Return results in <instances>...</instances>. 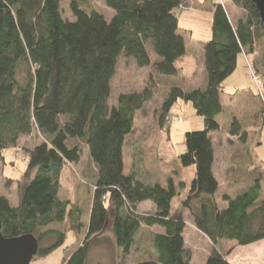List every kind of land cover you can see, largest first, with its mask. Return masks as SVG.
Masks as SVG:
<instances>
[{
  "label": "trees",
  "instance_id": "obj_1",
  "mask_svg": "<svg viewBox=\"0 0 264 264\" xmlns=\"http://www.w3.org/2000/svg\"><path fill=\"white\" fill-rule=\"evenodd\" d=\"M104 1L114 11L112 18L81 0H69L74 16L70 21L63 17L61 0H0V151L17 148L34 130L42 138L28 151L19 206L0 197L2 234L33 235L39 243L36 258L62 246L68 226L80 237L61 264H86L92 239L106 229L112 216L120 264L138 252L142 231L153 227L163 232L152 235L153 252L147 251L139 264H191L184 238L186 220L172 208L180 189L172 179L167 186L147 183L125 165L136 116L155 96L154 76L180 75L178 63L188 49L176 10L185 0ZM228 1L245 14L234 25L227 9L212 2V35L203 44L207 87L186 90L172 85L159 115L164 128L173 106L182 100L192 103L204 119L203 130L186 133V151L179 162L184 168L195 167L180 206L212 244L206 264H230L228 257L236 248L264 240V173L244 174L249 177L246 182L253 178L249 185L235 197L224 194L225 207L217 201L220 184L214 175L212 134L222 129L217 116L224 111L223 84L236 71L239 57L252 56L264 43V23L255 3ZM262 49L264 57V45ZM121 57L150 69L149 85L141 92L120 94L111 107ZM255 68L260 73L257 64ZM231 126L229 133L247 143L249 132L239 130L238 120ZM85 148L95 168L79 180L81 201L61 200L64 168L78 164ZM83 194L88 197L85 202ZM148 201L156 211L139 214V205ZM49 239L52 242L43 245ZM223 242L231 246L221 249Z\"/></svg>",
  "mask_w": 264,
  "mask_h": 264
},
{
  "label": "rangeland",
  "instance_id": "obj_2",
  "mask_svg": "<svg viewBox=\"0 0 264 264\" xmlns=\"http://www.w3.org/2000/svg\"><path fill=\"white\" fill-rule=\"evenodd\" d=\"M81 1L88 7H95L99 13L108 19L114 15V11L107 7L104 0ZM213 1L220 2L227 9L234 25L237 18L243 17L245 14L243 10L236 8L228 0H185L183 6L176 10L179 19V33L186 40L189 53L185 56L187 65L183 66L185 73H181L174 80L171 78V81L154 76V79H156L155 96L136 116V127L138 129L140 127L145 129L146 127L142 134L150 138L145 146L147 174L155 176V179L156 177L162 179L164 182L157 183L164 186H167L170 179L174 180L181 192V195L176 197L172 204L173 211H177L178 215L179 208H182L180 206L181 201L187 195L195 176V167L184 168L179 162V157L186 151V133L203 130L205 126L204 119L196 114L192 103L182 100H179L173 106L164 128L159 126V115L163 96L172 85L180 84L186 90H195L191 86L194 82V86L197 88L205 87L206 76L201 61L203 58V44L212 35L213 18L209 8ZM61 12L65 19L74 20L69 0H61ZM263 45V42L258 44L252 56L245 54L240 56L236 71L224 82V93L222 94L224 111L217 116V122L222 129L212 134L216 156L214 175L219 181V190L220 192L225 191L234 197L243 191L253 179H249L247 182L244 181L249 178L244 174L249 175L251 170L255 172L254 176L258 175L257 170L264 173ZM148 48L152 57L156 58L152 46L149 45ZM256 64L260 73L256 71ZM150 74V69L138 68L133 60L121 57L117 75L112 83L113 90L109 105L111 107L115 106L117 97L120 94L143 91L149 85ZM259 80L262 81L261 85L258 83ZM235 119L240 123V131L249 132L245 144L238 137H233L229 133L230 128H232L231 124ZM41 141L40 134L37 130H34L30 136L21 138L17 148L0 151V197H6L12 207L19 206L21 201L23 183H26L25 173L30 162L28 151ZM249 162L253 163L254 166L250 168ZM94 168L89 149L85 148L78 164H70L64 168L59 195L62 198L71 199L66 201L78 203L80 195L74 194L76 178L80 180L83 174L93 172ZM182 182L187 183L185 188H180L179 183ZM237 182L239 184H236ZM262 186L264 195V176ZM83 196L82 201L85 202L88 197L84 194ZM183 218L192 221L187 212ZM113 224L114 218L111 216L106 228L111 227L112 230ZM67 229L68 226L65 227L66 241L62 246L48 255L34 258L31 264H61L68 255L67 247L70 249L80 237ZM190 229L194 230L192 227H189ZM155 230L156 232L159 231L158 229ZM155 230L142 231L139 238L142 242L139 245L138 252H136L139 253L137 258L139 257L140 261L146 258L147 251L153 252L152 235L155 234ZM51 242L52 240L49 239L43 245L46 246ZM208 248L212 250V246L202 234L196 231L195 235L187 231V250L192 255V264H206L205 251ZM220 248L223 249L222 244ZM112 258L113 256L109 255V259ZM91 260L92 258L89 259L88 264H94ZM104 262L111 264V260H104ZM126 264H129V262Z\"/></svg>",
  "mask_w": 264,
  "mask_h": 264
},
{
  "label": "crops",
  "instance_id": "obj_3",
  "mask_svg": "<svg viewBox=\"0 0 264 264\" xmlns=\"http://www.w3.org/2000/svg\"><path fill=\"white\" fill-rule=\"evenodd\" d=\"M187 54H189V53H187ZM202 54H203V52H202ZM201 58H202V55H201ZM185 59H186V57H184L179 62L178 67L180 68V74L185 73V69L183 67V66L187 65ZM201 62L203 63V71H204V74L206 76V84H205V87L197 88L194 86V82H192L191 86L193 89H205L206 85H207V75H206L205 66H204V57L202 58ZM172 79L174 80L175 78H172ZM172 79L167 78L168 81H171ZM178 85H180V84H178ZM145 129H146V127H145ZM145 129L143 127H140L138 129L136 127L135 132L129 138V141H128L126 149H125L126 170L129 173L130 172H136L138 174V176L141 179H143L144 181H146L147 183L153 184V183H157V182H164L160 178L156 177V179H155V176L153 177V176L147 174L148 169H146L147 167L145 165V163L147 162L146 161L147 156H146V152H145V146L147 145L150 138L146 137L145 135L142 134L143 130H145ZM212 137H213V135H212ZM214 168H215V164H214ZM232 175L234 176V174H232ZM62 178H63V173L61 176V180H62ZM79 183H80V181L76 178V182H75V186H74V189H75L74 194L75 195H77L79 192V187H80ZM185 184L187 185V183H185ZM236 184H239V183L237 182ZM243 186H245V185H243ZM224 194H227V193L225 191L220 192V190L217 194V201H218V204L220 207H225V203L222 201V197ZM59 198L61 200H71L70 198H66V199L62 198L60 195H59ZM73 202H75V201H73ZM155 211H156L155 205L149 201L140 204L139 208H138L139 214H150V213H154ZM186 212L189 213L188 210H185L183 208H179V210H178L179 215L183 216V217L185 216ZM175 214H177V211L175 212ZM186 225L187 226H186L185 233H184L186 249H187V231L192 233V234H195V235H196V231H197L198 233L202 234L208 240V238L195 227V225L192 221H189L186 219ZM189 227H192V229H194V230H191V229L189 230ZM148 229L151 231L158 229L159 231H157V232L155 230V234L163 232V230L160 227H153V228H148ZM92 241L94 243H93L92 248L89 252L88 260H87L86 264L89 263L90 258H92L91 261L94 264H106L104 262V260H111V264H120L118 257H119V254L121 253V250L117 245L116 238L113 234V229L111 230V227L106 228L102 233L95 236L92 239ZM208 242L210 243V246H212V244L209 240H208ZM77 243H78V239H77V242L75 244H77ZM222 245H223L224 250H226L228 248V246L229 247L231 246V244L228 242H223ZM70 250H71V248L68 249V252ZM205 252H206V260H207L209 254L211 252V248H208V250H206ZM137 254H139V253H135V254L133 253L131 256H129L127 262H129V264H135V261H136V264H139L140 258L139 257L137 258ZM109 255H112L113 258L109 259ZM137 259H138V261H137ZM228 261L230 264H264V240L256 242V243L248 245V246L236 248L229 255Z\"/></svg>",
  "mask_w": 264,
  "mask_h": 264
},
{
  "label": "water",
  "instance_id": "obj_4",
  "mask_svg": "<svg viewBox=\"0 0 264 264\" xmlns=\"http://www.w3.org/2000/svg\"><path fill=\"white\" fill-rule=\"evenodd\" d=\"M264 23V0H252ZM39 251L38 240L33 235L5 238L0 221V264H31Z\"/></svg>",
  "mask_w": 264,
  "mask_h": 264
},
{
  "label": "built area",
  "instance_id": "obj_5",
  "mask_svg": "<svg viewBox=\"0 0 264 264\" xmlns=\"http://www.w3.org/2000/svg\"><path fill=\"white\" fill-rule=\"evenodd\" d=\"M258 83L261 85V84H262V81H261V80H259V81H258ZM174 119L176 120L177 118L175 117Z\"/></svg>",
  "mask_w": 264,
  "mask_h": 264
}]
</instances>
